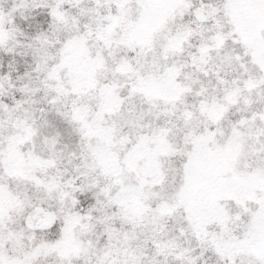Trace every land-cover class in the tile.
Masks as SVG:
<instances>
[{
  "label": "snow or ice",
  "instance_id": "1",
  "mask_svg": "<svg viewBox=\"0 0 264 264\" xmlns=\"http://www.w3.org/2000/svg\"><path fill=\"white\" fill-rule=\"evenodd\" d=\"M0 264H264V0H0Z\"/></svg>",
  "mask_w": 264,
  "mask_h": 264
}]
</instances>
